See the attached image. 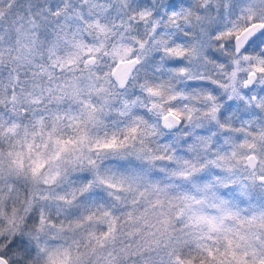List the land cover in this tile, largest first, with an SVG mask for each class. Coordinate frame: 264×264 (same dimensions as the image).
Returning a JSON list of instances; mask_svg holds the SVG:
<instances>
[{"label": "snow or ice", "instance_id": "snow-or-ice-1", "mask_svg": "<svg viewBox=\"0 0 264 264\" xmlns=\"http://www.w3.org/2000/svg\"><path fill=\"white\" fill-rule=\"evenodd\" d=\"M0 264H264V0H0Z\"/></svg>", "mask_w": 264, "mask_h": 264}, {"label": "clouds", "instance_id": "clouds-1", "mask_svg": "<svg viewBox=\"0 0 264 264\" xmlns=\"http://www.w3.org/2000/svg\"><path fill=\"white\" fill-rule=\"evenodd\" d=\"M84 38L87 42L91 43L93 41V37L88 35L87 33H84ZM119 42V37H116L112 43H118ZM110 47V45H109ZM112 63V58L110 56H105V55H101L99 62L96 65H90L89 67L92 68L93 71L98 72L100 75H103L104 73L108 72L109 69L107 67L108 64ZM83 67V65H81ZM79 74V73H77ZM84 75L86 76L87 73H84ZM125 163H132L134 164V161H129V162H125Z\"/></svg>", "mask_w": 264, "mask_h": 264}]
</instances>
